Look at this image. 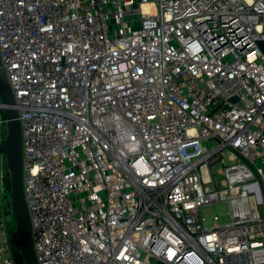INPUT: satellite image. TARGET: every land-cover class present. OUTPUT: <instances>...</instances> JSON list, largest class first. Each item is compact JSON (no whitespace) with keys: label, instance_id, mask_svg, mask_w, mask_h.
Here are the masks:
<instances>
[{"label":"built area","instance_id":"2783aa9c","mask_svg":"<svg viewBox=\"0 0 264 264\" xmlns=\"http://www.w3.org/2000/svg\"><path fill=\"white\" fill-rule=\"evenodd\" d=\"M262 41L264 0H0L39 263L264 264Z\"/></svg>","mask_w":264,"mask_h":264},{"label":"water","instance_id":"95a60500","mask_svg":"<svg viewBox=\"0 0 264 264\" xmlns=\"http://www.w3.org/2000/svg\"><path fill=\"white\" fill-rule=\"evenodd\" d=\"M264 49V41L260 42ZM0 100L6 116V135L0 151L6 155L9 170L11 213L16 225L17 251L23 264H40L34 247L32 223L24 191L23 129L16 99L2 65L0 54ZM237 100V97L232 99Z\"/></svg>","mask_w":264,"mask_h":264},{"label":"rangeland","instance_id":"374dc122","mask_svg":"<svg viewBox=\"0 0 264 264\" xmlns=\"http://www.w3.org/2000/svg\"><path fill=\"white\" fill-rule=\"evenodd\" d=\"M221 167L220 163H215L213 165V174H214V180L217 185H222V182L224 180V175L219 171V168ZM209 186H213V183H209ZM9 208L4 209V216L6 219L12 223L13 222V216L8 211ZM228 212V205L225 203H220L217 205L207 206L204 208L203 213L206 216V222L205 224L207 226H211L214 224L213 215L218 214L221 218H225ZM1 217V214H0Z\"/></svg>","mask_w":264,"mask_h":264},{"label":"trees","instance_id":"16d2710c","mask_svg":"<svg viewBox=\"0 0 264 264\" xmlns=\"http://www.w3.org/2000/svg\"><path fill=\"white\" fill-rule=\"evenodd\" d=\"M8 186H9V190H10V193H11L10 179L8 180ZM11 236H12V239H13L14 244L17 245V241H16V227H15V225L11 229ZM15 259L17 261V264H23L22 256L17 251V249L15 251Z\"/></svg>","mask_w":264,"mask_h":264}]
</instances>
